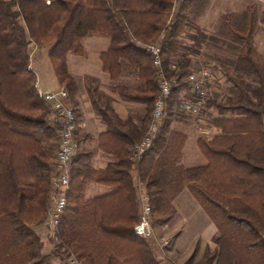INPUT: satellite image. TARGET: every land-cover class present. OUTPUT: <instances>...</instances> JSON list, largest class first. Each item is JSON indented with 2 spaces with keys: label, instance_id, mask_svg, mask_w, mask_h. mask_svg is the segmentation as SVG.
I'll list each match as a JSON object with an SVG mask.
<instances>
[{
  "label": "trees",
  "instance_id": "16d2710c",
  "mask_svg": "<svg viewBox=\"0 0 264 264\" xmlns=\"http://www.w3.org/2000/svg\"><path fill=\"white\" fill-rule=\"evenodd\" d=\"M193 2L0 0V264H68L70 257L82 264H159L145 238L133 232L140 205L132 169L144 183L151 221H163L175 213L172 194L183 184L226 224L246 234L245 247L255 253L257 264H264V57L252 43L256 22L264 26V8L259 16L255 7L238 16L227 15V31L239 44L236 64L251 75L252 83L229 77L236 96L228 102L212 103L218 113L211 120L217 133L200 140L208 163L184 169L173 165L172 142L182 135L170 129V123L173 104L186 86L183 77L190 58L187 53L175 58V53ZM88 33L109 38V47L101 53L100 60L112 80L127 65L135 69L141 82L134 87H116L123 100L145 106L142 127L133 130L131 137L121 134V130L127 131L128 121L120 119L109 101L103 100L98 81L88 77L85 84L92 106L107 130L125 141L119 155V179L126 190V210L116 221L99 214L93 202L83 200L89 175L83 167V153L74 155L68 171L66 207L53 229L54 248L51 253H43L44 242L34 227L44 221L53 192L51 178L55 171L51 159L54 161L53 149L59 141V122L57 126L48 121L52 110L37 93L26 46L29 42L37 46L51 44L48 55L52 68L76 115V85L67 71L66 54L82 53L81 40ZM209 36L218 42L219 37ZM150 44L160 46L161 68L166 76H175L177 83L165 99L151 146L135 162L129 159L130 147L143 136L158 93L157 68L145 48ZM189 50L188 46L185 52ZM175 62L178 66L172 70L170 66ZM16 73L20 76L18 86L4 91V81ZM13 92L18 98L11 99ZM227 112L231 115H224ZM75 134L74 131V139ZM258 199L256 205L253 200ZM214 242L215 246H205L197 259L196 241L181 264H219L224 246L219 237ZM51 255L57 256L55 262ZM228 264L242 263L231 260Z\"/></svg>",
  "mask_w": 264,
  "mask_h": 264
},
{
  "label": "crops",
  "instance_id": "0c3cea01",
  "mask_svg": "<svg viewBox=\"0 0 264 264\" xmlns=\"http://www.w3.org/2000/svg\"><path fill=\"white\" fill-rule=\"evenodd\" d=\"M246 4L237 6L234 0H194L188 12V19L184 29L179 34L183 53H187V57L191 56L192 53L190 51H184L191 42L194 43V37H197L201 32L214 35L218 31L223 14H236ZM109 43L110 40L107 36L98 33L86 34L81 40L82 53L68 52L66 54V66L69 75L74 79L76 85L77 114L75 117L77 125L74 139L75 155L83 153V167L89 175V178L85 181L83 200L93 202L99 208V214L114 217L113 220L119 221L126 210V190L122 180L119 179V169H122V164H119V155L125 148V141L122 137L119 138L118 135H114L108 131L106 123L95 111L86 90V79L88 77L95 78L98 81L103 100L109 101L110 106L120 119L128 121L127 131L125 129L121 130L123 137H131L133 130H140L143 123L145 106L144 104L123 100L116 91V87L120 85L134 87L141 83L135 69L127 65L124 66L122 73L115 80H112L109 73L103 70L100 55L108 49ZM35 84L36 88L41 91H54L62 88L59 83H57L55 89H42L36 82ZM211 88L212 86L208 84L206 91L208 92ZM178 103L176 101L173 106L170 125L172 129L182 132L186 138L173 165L174 167L186 169L202 165V163H194L199 159L198 136H196L194 143H190V133L195 131L196 125H191L180 115ZM53 116L55 114L52 111L48 117V121L51 124L55 123ZM131 173L139 203L140 192H145L144 183L137 179L135 170L132 169ZM139 184L142 185L140 189ZM184 199L186 200V204H181V201ZM171 204L175 209L174 215H184V213L188 215L190 212H184L183 209L186 205L191 209L196 207L194 194L183 184L178 186V190L172 194ZM164 225H167L166 221ZM34 229L39 235H45L42 228L39 227L37 229L35 227Z\"/></svg>",
  "mask_w": 264,
  "mask_h": 264
},
{
  "label": "rangeland",
  "instance_id": "374dc122",
  "mask_svg": "<svg viewBox=\"0 0 264 264\" xmlns=\"http://www.w3.org/2000/svg\"><path fill=\"white\" fill-rule=\"evenodd\" d=\"M234 1L236 2L237 6L247 3L244 5L242 10L238 11L236 14H233L234 16L240 15L243 11H246L247 8L251 7H255L256 14L259 16L264 8V0ZM227 15L229 14H223L221 16L218 31L212 35L219 37L218 42L208 38L210 37V34H207L208 36L206 35L207 37L205 38L201 37V34L199 33L197 36L199 43L194 40V43L191 42L189 44V51L192 53V55L189 56L191 60L186 68V74H190L200 63H203L204 65H208L211 69L215 70L217 75L215 80L209 82V85L212 86V88L209 89L208 92H205L202 108L198 113L194 114L184 110L181 107L180 101L194 100L196 97V95L190 92L188 89L187 83L186 86L179 91L176 99V101L179 102L178 112L180 115L184 117L185 120L191 125H196L195 131L190 133V143H194L196 136H198L197 146L199 148V159L194 163L198 162L199 164L202 163V165L208 163V157L202 151V144L200 140L204 138L210 139L217 133V130L213 126L211 120L213 117H216L218 113L212 103L228 102L230 99L235 98L236 91L229 83V77H235V79L243 78L245 81L252 83L251 75L247 74L245 68L236 64V56L238 53L239 44L233 40L227 31L228 29L226 27V23H224L225 21L229 20ZM237 27L240 28L241 26ZM252 43L256 52L264 57V26L259 21L256 22L254 27ZM50 47L51 44L49 42H45L41 46H37L33 42H29L26 46V52L29 56L28 67L35 75V82L42 89H55L58 83L48 55ZM181 54H183V47L180 45L177 49V52L175 53V58L179 57ZM174 64L176 67L178 66L177 62ZM186 74L183 79L186 77ZM19 78V74L16 73L11 76L7 82L4 81L2 85L3 90L16 89ZM183 89H185V92ZM16 98H18V96H16L13 92L11 99ZM224 115L228 116L231 114L227 112ZM53 117L55 120L53 125L58 126L57 118L55 116ZM170 129H172L171 125ZM174 131L177 130L175 129ZM177 132L182 136H177L176 138L174 137L175 139L172 142V149L174 151L172 153H174L175 158L177 157L180 150L177 149V146L181 141L180 138H182L181 147L183 146L186 138L182 132ZM57 146L58 139L55 142L53 149V157L56 154ZM51 162L53 163V158L51 159ZM53 179L54 173L52 174L51 178L52 187L54 188ZM140 187H142V185L139 184V189ZM52 193L49 208L44 221L41 224L35 226L37 229H39V227L42 228V231L45 233L44 236L39 235L44 242V246L42 248L43 253H51L55 244V240L52 237L53 229L47 223L48 214L53 202ZM238 195L240 194L238 193ZM256 196L257 195H254V197ZM194 198L196 207L191 209L186 205L183 208L184 212H190L188 215H185V213L184 215L173 214L171 217L163 221H151L152 233L149 237H145V240L159 264H181L189 256L196 241H198L199 244L197 254L198 259L202 255L205 246H208L210 249L215 246V237L221 238L224 246L219 264H228V262L231 260L239 261L242 264H257V257L255 253L249 252L245 247V242L247 240L246 234L240 233L234 227L226 224L220 218V216H218V214L207 204L203 203L200 198L195 195ZM185 202L186 200L184 199L181 201V204H184ZM253 202H256V205H259V199L257 201L253 200ZM165 221L167 222V225H164ZM164 241L165 244H162ZM50 259L52 262H55L57 260V256L51 255Z\"/></svg>",
  "mask_w": 264,
  "mask_h": 264
},
{
  "label": "built area",
  "instance_id": "2783aa9c",
  "mask_svg": "<svg viewBox=\"0 0 264 264\" xmlns=\"http://www.w3.org/2000/svg\"><path fill=\"white\" fill-rule=\"evenodd\" d=\"M146 50L153 57V64L157 68L158 93L154 99L151 119L146 127L143 136L130 147L129 159L135 162L140 161L144 153L151 146L152 140L160 126L165 108V99L169 96L172 88L177 83L175 76H166L161 68L160 46L158 44L147 45ZM172 70L176 69L171 64ZM217 78L216 71L208 65L200 63L197 68L188 74L184 79L190 92L196 95L194 100H182L181 107L191 113H198L204 103L206 86ZM40 97L50 106L59 122V141L54 157L55 177L53 179L52 207L48 214L47 223L54 229L66 207V193L69 186L68 171L70 162L75 155L74 131L76 129V117L72 107L67 103V95L64 89L54 91H41L37 89ZM139 217L133 226V232L140 237H149L152 233L150 218V205L145 192L139 194ZM165 244V241L162 242ZM68 264H82L74 257L68 258Z\"/></svg>",
  "mask_w": 264,
  "mask_h": 264
}]
</instances>
